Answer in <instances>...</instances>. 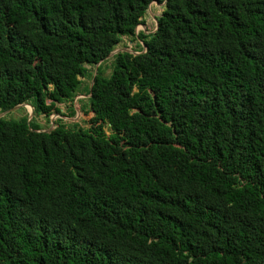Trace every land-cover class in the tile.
I'll return each mask as SVG.
<instances>
[{"label":"trees","instance_id":"obj_1","mask_svg":"<svg viewBox=\"0 0 264 264\" xmlns=\"http://www.w3.org/2000/svg\"><path fill=\"white\" fill-rule=\"evenodd\" d=\"M99 62L0 117V264H264V0H0V112Z\"/></svg>","mask_w":264,"mask_h":264},{"label":"rangeland","instance_id":"obj_2","mask_svg":"<svg viewBox=\"0 0 264 264\" xmlns=\"http://www.w3.org/2000/svg\"><path fill=\"white\" fill-rule=\"evenodd\" d=\"M163 8V3H158L156 1L151 3L143 18V23L137 27L136 32L139 33L140 31H143L147 34L153 32L157 27V17L161 15ZM142 47H144V45L137 37L124 36L122 40L116 45V48L113 51V55L119 51H129L132 53H138L142 51ZM113 55H111L103 63V69L105 71V74L107 75L110 74L112 71L111 64L113 60ZM96 66L97 65L88 66L90 70L89 74L86 77H81V80L83 81L80 90L81 93L74 98V101L69 103L58 104L60 112L53 111V114H51L50 117H46L44 115L35 114L31 105L24 104L16 109L5 112L4 116H10L14 119H20L22 116H28V118H31L32 120L35 118L42 131L52 130L55 127L54 123L58 120H62L65 124L70 127H74L75 125L81 127H88L90 125L89 121L95 115V111L93 110L92 105L89 104V95L87 92L93 82L92 75H94L96 72ZM72 105L76 110L75 114H71L70 106ZM1 113L2 112H0V114Z\"/></svg>","mask_w":264,"mask_h":264},{"label":"water","instance_id":"obj_3","mask_svg":"<svg viewBox=\"0 0 264 264\" xmlns=\"http://www.w3.org/2000/svg\"><path fill=\"white\" fill-rule=\"evenodd\" d=\"M111 55H113V52H111L110 55H109L108 57H110ZM99 64H100V62H99V63L97 64V66H96V72H95V74H96L97 71H98ZM22 105H24V104H18V105H16L15 107H13L11 110L16 109V108H18L19 106H22ZM32 108H33V107H32ZM8 111H10V110H8ZM8 111H5V112H8ZM5 112H2V113L0 114V117H3V116L5 115ZM30 119H31V118H28V121H29ZM53 123H54V121H53Z\"/></svg>","mask_w":264,"mask_h":264}]
</instances>
